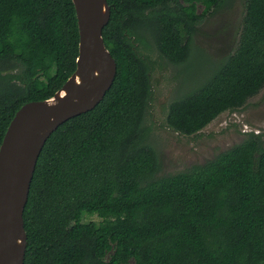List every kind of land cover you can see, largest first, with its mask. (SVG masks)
<instances>
[{"label": "trees", "instance_id": "16d2710c", "mask_svg": "<svg viewBox=\"0 0 264 264\" xmlns=\"http://www.w3.org/2000/svg\"><path fill=\"white\" fill-rule=\"evenodd\" d=\"M230 1L108 0L103 37L117 74L103 100L61 124L41 151L24 264H264L262 134L169 175H157L149 143L152 64L138 43L149 34L163 59L182 64L199 24ZM78 55L72 0H0V145L16 111L54 96ZM263 87L264 0H246L237 48L170 104L167 125L198 135ZM84 212L101 220L85 222Z\"/></svg>", "mask_w": 264, "mask_h": 264}, {"label": "water", "instance_id": "95a60500", "mask_svg": "<svg viewBox=\"0 0 264 264\" xmlns=\"http://www.w3.org/2000/svg\"><path fill=\"white\" fill-rule=\"evenodd\" d=\"M72 1L79 27L76 70L54 96L17 110L0 145V264L25 262L24 210L46 141L65 121L95 108L117 74L103 37L111 17L108 0Z\"/></svg>", "mask_w": 264, "mask_h": 264}, {"label": "rangeland", "instance_id": "374dc122", "mask_svg": "<svg viewBox=\"0 0 264 264\" xmlns=\"http://www.w3.org/2000/svg\"><path fill=\"white\" fill-rule=\"evenodd\" d=\"M245 12L246 0H231L207 16L192 39L189 58L182 64L163 59L149 34L145 43L138 44L141 54L152 64L154 94L148 124L151 126L149 143L162 164L161 173L157 175L175 174L203 164L244 141L251 131L262 134L264 142V87L249 98L245 106L220 114L198 135L186 136L176 132L166 121L170 104L201 86L235 51ZM82 220L98 222L101 218L84 212Z\"/></svg>", "mask_w": 264, "mask_h": 264}, {"label": "flooded vegetation", "instance_id": "af4514ba", "mask_svg": "<svg viewBox=\"0 0 264 264\" xmlns=\"http://www.w3.org/2000/svg\"><path fill=\"white\" fill-rule=\"evenodd\" d=\"M139 44V43H138ZM141 44V43H140Z\"/></svg>", "mask_w": 264, "mask_h": 264}]
</instances>
